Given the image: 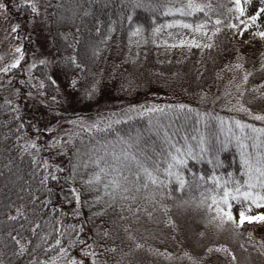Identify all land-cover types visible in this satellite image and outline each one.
<instances>
[{"label": "trees", "instance_id": "trees-1", "mask_svg": "<svg viewBox=\"0 0 264 264\" xmlns=\"http://www.w3.org/2000/svg\"><path fill=\"white\" fill-rule=\"evenodd\" d=\"M7 1L23 52L0 64V264H264L258 224L213 219L212 198L248 180L243 160H264V47L235 41L232 0H196L207 16L181 15L184 0ZM39 5L49 63H30ZM173 22L203 24L211 47L162 56Z\"/></svg>", "mask_w": 264, "mask_h": 264}, {"label": "rangeland", "instance_id": "rangeland-1", "mask_svg": "<svg viewBox=\"0 0 264 264\" xmlns=\"http://www.w3.org/2000/svg\"><path fill=\"white\" fill-rule=\"evenodd\" d=\"M7 0H0V64L4 63H13L17 61V58L23 52L21 48V44L18 42L17 38L14 37L11 26L6 23V11L5 4L7 5ZM184 4L187 6L188 1L184 0ZM242 6L245 8V15L242 17L239 16L234 10L233 4V24L239 25L236 28V33L234 36L235 41L238 44L248 43L249 41L258 42L261 47H264V38H260L254 33L264 32V12L260 13L258 19L255 23H251L248 21V17L256 13L258 9L264 8V3H261L260 0H251L249 4H243ZM240 20H245L248 24L245 29L243 25H240ZM186 23L182 22H173L168 24L164 29L157 31L156 40L161 45V55L167 56L170 54L171 50L174 48L185 50L189 45H199L204 46L211 42V32L205 28H202L200 31H196V26H192L190 28H185L182 25ZM29 30L32 31L31 35V43L29 44L30 48V63L35 62H46L49 63L52 60V49L50 47V42L47 33V17L45 10L42 5L38 6V14L32 19V26L28 27ZM243 34H240V33ZM19 48L21 51L16 52V49ZM57 129V128H56ZM57 135L60 137H64L66 135V130L63 131L58 130L55 131ZM255 140L254 144L260 142L258 137L253 138ZM254 153H257L255 151ZM253 160H251V164L253 165V172L251 175L255 177L256 173L254 171L256 167V160L259 158L255 156ZM249 179V175H247ZM252 182H255L253 179ZM232 207L229 209L223 202L220 204V208L223 211H231L233 217L238 220L239 219V211L243 208L246 211L247 215H257L264 214V206L256 207L251 204V202L243 203L229 200ZM251 209V211H247V209ZM255 223V222H254ZM235 224V223H234ZM264 230V223H255ZM237 225V224H235Z\"/></svg>", "mask_w": 264, "mask_h": 264}, {"label": "snow or ice", "instance_id": "snow-or-ice-1", "mask_svg": "<svg viewBox=\"0 0 264 264\" xmlns=\"http://www.w3.org/2000/svg\"><path fill=\"white\" fill-rule=\"evenodd\" d=\"M233 4H234V10L239 13V16L237 17V19H239V17H242L245 15V8L242 6V0H232ZM261 3H264V0H260ZM251 3V0H243V4H249ZM188 9H190L191 11H185L184 8H180L177 9V11L180 12L181 15H192L194 12H203L206 16L208 15V11H212V7H211V3H207V4H200L198 2H196V0H188V4L186 6ZM206 9H208V11H206ZM31 10L32 12H37V8L35 7V5L31 6ZM232 9H230L231 11ZM264 12V8L258 9L256 11V13H254L253 15L249 16L247 19L248 21H250L251 23H255L256 20L258 19L260 13ZM216 24H221L220 20H216L215 21ZM240 25H243L244 28L246 29L248 24L246 23L245 20H240ZM185 28H190L192 27L189 24H184L182 25ZM204 27L203 24L197 25L196 26V31H200L202 28ZM228 27L230 28H238L239 25H235V24H229ZM13 32H16L17 29L13 28L12 29ZM217 32L220 31L219 28L216 29ZM240 34H243L242 32ZM254 35L259 36L260 38H264V32H258V33H254ZM197 47H199V45H195ZM206 47H211V45H205ZM21 50L19 48L16 49V52H20ZM19 63V61H17V63L12 64L10 67L14 68L17 66V64ZM43 63V61H42ZM237 68L242 67V65H236ZM3 71H8L7 68L2 69ZM248 75H251V73H248ZM245 80H247V76H245ZM75 83V82H73ZM181 107L183 108L184 106L181 105ZM148 111H162V109H148ZM254 119L257 120H264V115H258L255 116ZM237 127L240 128H244L247 127L246 125H242L240 124L239 121L236 122ZM253 131H258V132H264V129H252ZM32 147H35V145L33 144ZM243 147V146H242ZM203 151V149H201ZM177 152H180V149H176ZM182 155V153H181ZM117 160L119 159V157L116 158ZM125 159H130L132 161H134L137 165V167L140 169V173L143 174V176H145L147 178V181L150 182L153 185H158V184H162L163 181L159 180V178L153 174V171L149 170V168L147 166H145L143 163H141L139 160L136 159L135 156H131L129 157L127 154L125 155ZM172 160L175 161L177 164L181 165V166H185L186 165V161L182 160V159H177L176 156H172ZM243 164L247 167L248 172L246 174L249 175V179L247 181L244 182L243 185H239L237 187H235L233 190H229L227 187H224L223 190V196H222V201L223 203L229 208L231 209L232 205L231 203H229V200L232 201H236L238 203L243 202V203H247V202H251V204L255 205L256 207H262L264 206V160L261 159H257L256 160V167L254 169L256 175L255 177H253L251 175V173L253 172V165L251 163H249L248 160H243ZM174 167L173 164H169V167L167 169H165L164 171L166 172V174L168 176H173L176 175L175 173H173L171 171V169ZM101 171L103 172L104 169H101ZM113 171H117L116 169H113ZM155 171H159V169H155ZM140 173H137V176L139 177ZM229 175H231L229 173ZM97 180L100 179L99 176L96 177ZM125 180H127V177H124ZM176 179L179 183V187L180 189H183L185 187V180L182 178V176L180 175H176ZM201 180H204V177H200ZM253 179H255V182H252ZM113 185L117 188L120 187L119 183L115 180L112 181ZM216 183V187L220 188L221 184L219 182L218 179L215 180ZM148 183L146 182L143 187L147 188ZM242 187H246L247 190L245 191H241ZM259 188L261 191H255V189ZM124 191H128L127 188L124 189ZM77 201L79 202V198L77 197ZM212 203L214 205H217V212L219 213L218 216L213 217V219H219L221 225L225 222H231V223H235L237 224V226L239 227H243L244 224L247 223H264V214H257L255 216L253 215H247L246 211L242 208L238 215H239V219L236 220L231 211H223L222 209L219 208L218 206V202L215 199V197L212 198ZM247 211H251V209H247ZM18 215H23V212H21L20 210H17ZM17 217L16 216H10L9 219L15 220ZM201 235H203V233H201ZM13 240L16 241V243L19 245L20 244V240H18L16 237H12ZM57 244L60 243V241L58 240L56 242ZM137 247H140V245H137ZM209 252L213 251V249H208ZM215 251H227V249H222V248H217L215 249ZM24 252V248L23 246L20 247V254H23ZM93 255H95V253H93Z\"/></svg>", "mask_w": 264, "mask_h": 264}]
</instances>
